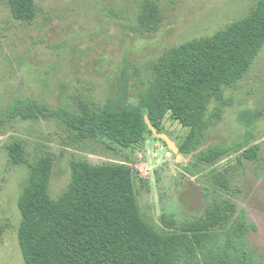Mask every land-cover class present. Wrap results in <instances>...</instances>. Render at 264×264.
<instances>
[{
	"label": "rangeland",
	"instance_id": "rangeland-1",
	"mask_svg": "<svg viewBox=\"0 0 264 264\" xmlns=\"http://www.w3.org/2000/svg\"><path fill=\"white\" fill-rule=\"evenodd\" d=\"M31 24L15 20L9 0H0V264H22L17 231V207L28 166L43 153L54 155L49 192L56 198L70 180L72 157L91 165L121 163L139 171L149 182L138 196L141 212L160 224L162 215L179 221L204 219L228 201L233 214L226 229L253 225L245 245L264 263V47L247 73L224 88L221 119L211 127L201 149L227 147L214 166L190 173L191 157L176 152L188 129L165 119L162 135L154 134L128 151L111 150L102 139L73 142L68 123L84 104L95 115L115 107L137 108L148 86L145 64L167 49L210 37L246 16L257 0H32ZM156 3L162 23L156 32L139 34L140 6ZM41 108L36 121L9 118L16 100ZM256 115L253 139L257 157L248 161L238 146L245 128L240 112ZM21 143L24 161L14 165L8 149ZM192 169V168H190Z\"/></svg>",
	"mask_w": 264,
	"mask_h": 264
},
{
	"label": "trees",
	"instance_id": "trees-1",
	"mask_svg": "<svg viewBox=\"0 0 264 264\" xmlns=\"http://www.w3.org/2000/svg\"><path fill=\"white\" fill-rule=\"evenodd\" d=\"M12 17L31 24L36 15L32 0H9ZM162 23L159 6L143 3L132 32H156ZM264 47V0H257L243 18L224 30L172 47L145 64L148 86L137 108L115 107L98 115L86 105L68 123L73 142L102 139L107 148L128 151L143 144L150 127L163 133L165 119L188 129L177 153L191 157L190 173L214 166L229 153L223 146H200L207 131L221 119L222 105L209 113L222 91L247 73ZM41 108L29 100H16L9 118L36 121ZM245 128L242 157L253 161L256 115L237 116ZM21 143L8 149L11 163L24 161ZM70 180L59 196L49 192L54 155L43 153L28 166V175L17 202L20 222L17 240L22 264H259L244 242L255 229L244 223L226 229L233 209L225 201L204 219L179 221L162 215L160 224L141 212L138 196L148 180L138 170L121 163L91 165L72 157ZM192 168V169H190ZM264 264V263H263Z\"/></svg>",
	"mask_w": 264,
	"mask_h": 264
},
{
	"label": "water",
	"instance_id": "water-1",
	"mask_svg": "<svg viewBox=\"0 0 264 264\" xmlns=\"http://www.w3.org/2000/svg\"><path fill=\"white\" fill-rule=\"evenodd\" d=\"M150 129H151L152 133H153L155 136H157L159 139H165L164 136H162V135H157V131H156V129H154L153 127H150ZM176 152H177V150H176Z\"/></svg>",
	"mask_w": 264,
	"mask_h": 264
}]
</instances>
